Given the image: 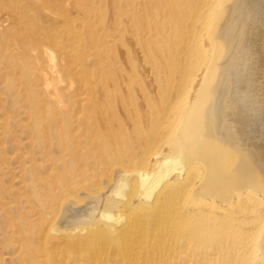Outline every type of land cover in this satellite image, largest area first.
<instances>
[{"label": "bare ground", "instance_id": "1", "mask_svg": "<svg viewBox=\"0 0 264 264\" xmlns=\"http://www.w3.org/2000/svg\"><path fill=\"white\" fill-rule=\"evenodd\" d=\"M33 1L0 264H264V0Z\"/></svg>", "mask_w": 264, "mask_h": 264}, {"label": "rangeland", "instance_id": "2", "mask_svg": "<svg viewBox=\"0 0 264 264\" xmlns=\"http://www.w3.org/2000/svg\"><path fill=\"white\" fill-rule=\"evenodd\" d=\"M8 1V2H7ZM12 2V5H11V2ZM29 0H0V59L2 60V57H3V60L2 61H0V116H8L9 118L10 117H12V116H14V115H16V114H18L19 113V111L21 110V106H20V104H21V101H22V98L24 97V98H26L27 96L29 97L30 95V93L29 92H27V90L24 88V82H25V71H24V69L22 68V67H19L20 65H25V63L27 64L29 61L28 60H26V59H23V61H22V58H17V57H15L16 56V50H17V48H18V46L17 45H13V41H12V39H13V37L15 36L14 35V32H13V26H12V24H10V20L11 19H8L9 17H8V12L10 11V10H12V8L13 7H15V5H16V9H18V10H20V9H22L25 5H27V4H25V3H27ZM38 2V4H37V2ZM34 0L33 2L34 3H36V6H38V8H40V2L42 1V0ZM71 1V0H70ZM70 1H66V0H64L63 2V5H61L60 3L59 4H57V5H50V6H52V7H47L45 10L41 7L40 9H39V12H41L42 13V15H41V13L38 15L39 17H41V19L42 20H46V14H43V13H45V12H48V9H50V8H52L51 9V11L53 10L54 11V9H55V11H58L59 13H61V11H63L62 13H66L67 15H70L71 14V17L72 18H75V17H77L78 16V14H76L77 12L74 10V8H73V5H72V3L70 2ZM2 2H4L3 4H2ZM16 2V3H15ZM69 3V4H71V6L70 7H67V5H66V3ZM6 3H8V4H6ZM20 3H21V5H20ZM2 4V5H1ZM5 4V5H4ZM18 4V5H17ZM69 4H68V6H69ZM4 5V6H3ZM8 5V6H7ZM20 5V6H19ZM3 6V7H2ZM12 6V7H11ZM19 6V7H18ZM54 6H57V7H55L54 8ZM58 6H59V8H58ZM11 7V8H10ZM66 7H67V9H66ZM3 8H5V9H3ZM61 8H62V10H61ZM69 8H72V9H69ZM10 9V10H9ZM59 9H60V11H59ZM3 10V11H2ZM9 10V11H8ZM67 10V11H66ZM70 10V11H69ZM8 11V12H7ZM72 11V12H71ZM3 12V13H2ZM74 12H75V14H74ZM4 13H7L6 15L4 14ZM72 14H74V15H72ZM2 15V16H1ZM37 15V14H36ZM44 16V17H43ZM74 16V17H73ZM7 17V18H6ZM6 18V19H5ZM45 18V19H44ZM4 21H3V20ZM7 20H8V22H7ZM8 24V25H7ZM26 24H28L27 22L26 23H24L23 25H21V26H19L21 29L19 30V27H18V25L16 26V27H14L15 29H16V34L17 33H19V31L21 32L22 30H23V28H25V27H28V25H26ZM10 25V26H9ZM118 25H121V24H118ZM8 26V27H7ZM12 29V30H11ZM12 37V38H11ZM110 37V36H109ZM8 44V45H7ZM15 47V48H14ZM10 48V49H9ZM11 50L13 53H11V51L9 52V51ZM4 51V52H3ZM3 55H2V54ZM4 53H5V55H4ZM9 53V57H8V54ZM7 55V56H6ZM10 55H12L11 56V58H13L12 59V62H13V64H12V62H11V58H10ZM8 57V58H7ZM8 59V60H7ZM9 59H10V61H9ZM15 60L17 61V62H15ZM26 60V61H25ZM7 62V63H6ZM9 62H10V64H12V65H14V66H11L10 67V64H9ZM15 62V63H14ZM6 63V64H5ZM16 63H19V66L17 67L16 66ZM7 66V67H6ZM14 67L16 68L17 67V70L15 69V73L14 72H12V70L14 69ZM10 68H13V69H10ZM22 69V70H21ZM11 70V71H10ZM18 71V72H17ZM22 74V75H21ZM20 75V76H19ZM22 79H23V81H22ZM12 82V83H11ZM16 82V83H15ZM12 85H11V84ZM15 83V84H14ZM19 85H18V84ZM22 83V84H21ZM11 85V86H10ZM21 85V86H20ZM17 86H18V88L19 89H17ZM24 89V91H22ZM23 92H25V93H23ZM28 95H27V94ZM20 96V97H19ZM20 101V103H18ZM15 103H17V104H15ZM17 107V108H16ZM2 114V115H1ZM7 114V115H6ZM80 214V213H79ZM0 240H1V238H0Z\"/></svg>", "mask_w": 264, "mask_h": 264}]
</instances>
